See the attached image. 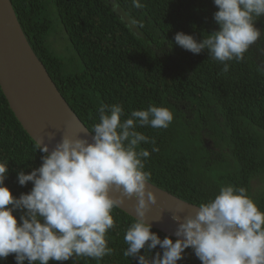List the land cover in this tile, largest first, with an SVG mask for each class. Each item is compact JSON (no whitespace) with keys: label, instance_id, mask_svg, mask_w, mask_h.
Segmentation results:
<instances>
[{"label":"trees","instance_id":"obj_1","mask_svg":"<svg viewBox=\"0 0 264 264\" xmlns=\"http://www.w3.org/2000/svg\"><path fill=\"white\" fill-rule=\"evenodd\" d=\"M10 1L33 51L89 130L98 122L101 104H121L125 114L150 104L172 111L167 129H137L159 148L152 152L151 143L140 146L150 153L144 163L151 183L196 205L212 199L222 185L244 187L264 212V16L255 21L260 38L243 60L227 62L224 72L207 50L193 54L174 42L178 31L199 40L218 28L212 0H138L140 7L134 0ZM57 26L81 67L72 51L62 54L51 47ZM42 155L0 87V162H8L4 183L14 197L32 188L31 182L21 186L17 173L39 167ZM22 212H13L18 222ZM112 215L110 256L49 264H138L135 257L123 256L125 231L134 218L118 207ZM151 231L161 239L167 235ZM157 252L162 254L159 245L149 257ZM0 264H16L14 254ZM177 264L201 261L189 248Z\"/></svg>","mask_w":264,"mask_h":264},{"label":"clouds","instance_id":"obj_2","mask_svg":"<svg viewBox=\"0 0 264 264\" xmlns=\"http://www.w3.org/2000/svg\"><path fill=\"white\" fill-rule=\"evenodd\" d=\"M212 2L218 28L199 40L178 31L174 42L193 54L207 50L227 72V62L243 60L260 38L255 21L264 16V0ZM134 3L140 7L138 0ZM98 114L91 139L62 135L51 150L48 143L36 142L42 162L30 172L17 173L21 186L32 183L31 190L19 197L4 183L8 162H0V259L14 254L16 264L25 260L49 264L110 256L113 249L107 233L116 227L112 211L135 196L134 221L124 235V257H135L138 264H177L191 248L201 264H264V212L244 187L222 185L193 213L183 219L172 215L177 222L175 240L167 235L161 239L151 231L146 213L157 197L148 187L151 174L145 170L150 153L140 146L151 143L152 152L159 148L154 138L137 129H167L174 118L170 109L150 104L125 114L121 104H101ZM14 210H23L19 222ZM158 245L162 254L150 258Z\"/></svg>","mask_w":264,"mask_h":264},{"label":"water","instance_id":"obj_3","mask_svg":"<svg viewBox=\"0 0 264 264\" xmlns=\"http://www.w3.org/2000/svg\"><path fill=\"white\" fill-rule=\"evenodd\" d=\"M0 87L14 116L35 142L48 143L51 150L62 135L91 139L92 132L70 107L33 51L10 0H0ZM148 187L157 200L150 205L146 219L153 228L176 238L177 222L172 215L183 219L198 205L150 181ZM135 200V196L125 198L118 208L134 218Z\"/></svg>","mask_w":264,"mask_h":264},{"label":"rangeland","instance_id":"obj_4","mask_svg":"<svg viewBox=\"0 0 264 264\" xmlns=\"http://www.w3.org/2000/svg\"><path fill=\"white\" fill-rule=\"evenodd\" d=\"M50 45L51 47L59 53L62 54H69L72 53L76 56L74 50L71 48V50L69 48H67V38L65 33L63 32V30L61 29V27L57 26L54 31L50 34ZM77 58V56H76ZM65 61V58L63 59ZM78 60V64L79 67H81V62L80 60L77 58ZM256 187H257V182L254 181L253 182V187H252V191H256Z\"/></svg>","mask_w":264,"mask_h":264}]
</instances>
